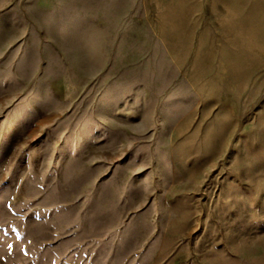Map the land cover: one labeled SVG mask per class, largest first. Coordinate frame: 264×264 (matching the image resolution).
Segmentation results:
<instances>
[{"label":"rangeland","instance_id":"obj_1","mask_svg":"<svg viewBox=\"0 0 264 264\" xmlns=\"http://www.w3.org/2000/svg\"><path fill=\"white\" fill-rule=\"evenodd\" d=\"M0 264H264V0H0Z\"/></svg>","mask_w":264,"mask_h":264}]
</instances>
